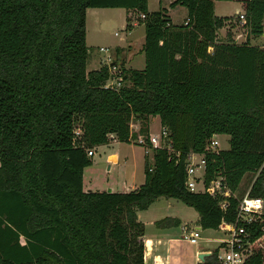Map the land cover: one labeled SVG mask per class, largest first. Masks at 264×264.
Segmentation results:
<instances>
[{"label": "trees", "instance_id": "16d2710c", "mask_svg": "<svg viewBox=\"0 0 264 264\" xmlns=\"http://www.w3.org/2000/svg\"><path fill=\"white\" fill-rule=\"evenodd\" d=\"M214 1L173 0L187 9L173 23L165 8L148 12L147 0H0V264H144L136 211L158 196L193 207L201 228L232 220L236 197L222 209L221 195L186 187L190 150L205 153L206 183L221 174L234 192L252 172L248 194L264 198V46L217 40L228 17L215 13ZM88 7L144 14L142 69L87 70ZM243 13V24L261 33L264 0H244ZM152 115L168 128L178 162L154 148L135 188L84 190L89 147L109 134L129 141L133 117L147 136ZM212 133L227 134L228 148L206 150ZM262 224L251 227L244 264H264ZM217 254L197 264H218Z\"/></svg>", "mask_w": 264, "mask_h": 264}, {"label": "rangeland", "instance_id": "374dc122", "mask_svg": "<svg viewBox=\"0 0 264 264\" xmlns=\"http://www.w3.org/2000/svg\"><path fill=\"white\" fill-rule=\"evenodd\" d=\"M244 0H218L216 2V14L226 16L228 19L225 24L217 30V40L226 41L233 39L237 43L248 42L264 46V27L261 33H253L248 26L235 21L237 12H243ZM173 0H147L148 12H154L158 9L165 8L173 23H182L187 16V9L182 4L171 5ZM141 13L132 8L124 7H88L85 18V40L88 47V57L86 62L87 70L95 69L101 64H111L119 55L121 63H117L116 72L119 67L137 68L144 67V52L139 48L133 57L126 60V48L130 41L142 44L144 38V22L141 20ZM133 21H136L133 24ZM103 47V50L100 49ZM112 65V64H111ZM117 77L111 80L114 82ZM140 120L133 117L130 122V128L135 131V135L145 136L139 129ZM161 123L158 115L149 116L148 133H157ZM79 125L75 123V135H80ZM228 135L218 133V147L220 149L228 148ZM92 150L88 154L90 163L83 169L82 184L83 188L103 191L110 188L112 191H122L129 188L130 185H138L144 177V159L152 162L153 151L146 148L140 143L132 140H119L114 134L108 137L107 141L94 144L89 147ZM264 165V162H263ZM201 169L198 170V173ZM254 173L246 172L234 194L241 197L248 190ZM199 187V184L197 185ZM182 203V204H180ZM165 206L166 203H161ZM183 202H173L170 211L177 210L181 216L187 220L182 225L186 226L196 224L194 208L189 207ZM195 211V210H194ZM182 225L174 230L173 236L177 239L180 237ZM201 237L198 242L193 244L185 240L176 241L178 252L186 264L194 262V252L196 248L209 247L217 248V253H224V242H218L217 237H224L226 234L218 228H201ZM149 244V241H147Z\"/></svg>", "mask_w": 264, "mask_h": 264}, {"label": "built area", "instance_id": "2783aa9c", "mask_svg": "<svg viewBox=\"0 0 264 264\" xmlns=\"http://www.w3.org/2000/svg\"><path fill=\"white\" fill-rule=\"evenodd\" d=\"M143 17L144 14L142 13ZM245 19L244 13L238 11L235 21L243 23ZM103 50V47H100ZM111 71L116 70L115 65L110 66ZM111 80V79H109ZM107 85H118L120 77L112 82L109 81ZM132 131V130H131ZM135 131H133L134 133ZM136 133V132H135ZM218 133H212L206 143V150L218 152ZM112 137V134H109ZM129 140L140 143L146 148H160L167 151L169 157L175 161L179 160V150L176 149L172 143L170 132L166 126L161 125L157 133H148L147 136L135 135L130 136ZM88 154L92 153L91 149L87 150ZM153 160V154H152ZM186 178L185 185L190 191L204 192L207 191L211 195H221L223 198L218 201L220 208L225 209L227 205L226 197L232 195L237 198L235 206L234 218L232 220L221 219L219 229L222 230L224 237L220 242H224L225 248L222 255L217 254L218 264H244L253 252V239L251 227L255 223H262L264 221V198L261 196H251L248 190L241 197H237L233 191L226 185L224 176L216 175L208 183L204 181L205 172V153L190 150L185 158ZM201 172L198 173V170ZM199 184V187L197 186ZM249 189V188H248ZM261 231L264 234V224L261 225ZM201 226L198 224L186 226L182 225L180 240H185L189 243H197L201 237Z\"/></svg>", "mask_w": 264, "mask_h": 264}, {"label": "crops", "instance_id": "0c3cea01", "mask_svg": "<svg viewBox=\"0 0 264 264\" xmlns=\"http://www.w3.org/2000/svg\"><path fill=\"white\" fill-rule=\"evenodd\" d=\"M217 1L218 0L214 1V11H216ZM135 23L136 21H133V24ZM139 48H141V45L135 50V52ZM135 52L133 53V55L135 54ZM132 57L133 56L127 58L126 56V60L129 61ZM143 181H144V177L142 182H140L139 184L143 183ZM138 185L132 184L129 186L128 189L122 191L133 189ZM173 202L176 203L178 202L179 204V202L182 201L173 197L158 196L154 201L151 202V204L146 209H139L136 211L137 218L144 223V234L142 236L144 242V253H143L144 264H186L184 258L180 254H178L180 253V251L178 252L176 241H179L180 238L178 237L177 239L175 236H173L172 233H174V230L176 228H179L183 223H185L187 219L184 216H181V214H179L177 210L175 211L169 210ZM161 203H166V205L162 206ZM194 210H193V214L196 216L195 221L196 224H198L199 215L197 211ZM163 217H169L173 219L167 221V223L165 224H159V225L156 224V221ZM221 238L222 237H217L214 239L220 242ZM147 241H149V244L147 243ZM214 248H209V247L196 248L195 249L196 253L194 252V262L192 264H197L198 261H202L203 258L206 256L205 255L203 256V258H200L199 253L208 252L207 255H209Z\"/></svg>", "mask_w": 264, "mask_h": 264}, {"label": "water", "instance_id": "95a60500", "mask_svg": "<svg viewBox=\"0 0 264 264\" xmlns=\"http://www.w3.org/2000/svg\"><path fill=\"white\" fill-rule=\"evenodd\" d=\"M141 44H137L136 42L134 41H130L128 44H127V48H126V56L127 58H130L133 53L135 52V50L140 46ZM119 58V56H118ZM111 64H113V62H111ZM108 191L110 190V188L107 189ZM208 252H202V253H199V257L200 258H203V256L207 255Z\"/></svg>", "mask_w": 264, "mask_h": 264}]
</instances>
